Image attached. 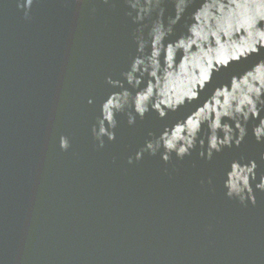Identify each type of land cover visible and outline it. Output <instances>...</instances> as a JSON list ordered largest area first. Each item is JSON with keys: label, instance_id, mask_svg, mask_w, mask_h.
Segmentation results:
<instances>
[{"label": "water", "instance_id": "1", "mask_svg": "<svg viewBox=\"0 0 264 264\" xmlns=\"http://www.w3.org/2000/svg\"><path fill=\"white\" fill-rule=\"evenodd\" d=\"M25 11L26 0H0V264H264V4L32 0ZM158 31L183 46L170 61L161 48L156 76L120 91L116 128L101 125L100 103L120 90L106 78L123 81ZM149 87L142 104L167 115L129 125ZM197 122L205 147L237 125L245 136L211 160L198 144L177 157Z\"/></svg>", "mask_w": 264, "mask_h": 264}, {"label": "clouds", "instance_id": "2", "mask_svg": "<svg viewBox=\"0 0 264 264\" xmlns=\"http://www.w3.org/2000/svg\"><path fill=\"white\" fill-rule=\"evenodd\" d=\"M261 4H264V0H260ZM32 4V0H26V11L25 15H27V9L30 7ZM196 19H199V13L194 14ZM199 35V33H197ZM215 35V33H213ZM164 38V32L163 31H158L157 34L153 37L152 45H151V50L149 52L145 51V45L141 42L137 44V53H143V55H136L132 58L131 63L129 65V68L126 72L123 73L124 80H113L111 77H107V82L113 86L119 87V91H112L110 92L107 97L100 103L99 106V112L100 115L98 117V122L103 125L105 121H107L111 128L114 130L117 126V120L115 119V111L114 109L118 108L119 105L115 102L120 91L121 90H126V87L124 86L125 84L129 86H138L142 80L141 77L147 73L152 77H155L157 74V69L159 68V59L158 57L161 54V48L164 49L165 54L167 59L170 61L174 52L175 48L181 47L184 44L183 39L177 40L175 42H169L165 44L163 42ZM204 39H207V36L205 35L203 37ZM227 64V61L224 62ZM169 67H171V64L169 63ZM205 81L210 79V76H205L204 77ZM135 81V83H134ZM152 89L149 87L146 89L144 93H137V100L134 102V108L132 111L129 113L128 116V121L127 123L129 125H134L136 123V117L143 118L146 113L149 111H155L156 109L150 108L147 105L142 104L143 101H146L149 96L151 95ZM125 94L126 91H125ZM196 96V93L193 92L189 99H194ZM183 98L178 101V105L182 104ZM88 103L92 104L93 100L91 98L88 99ZM172 110H175L177 105H172L170 106ZM157 115L161 118L165 117L167 115L166 110H160L156 112ZM220 113H217V119H216V124L215 127L219 128L220 127V122H219V117ZM223 115H227V113H223ZM261 124H264V121H261ZM237 128H239V135L236 136L235 134L232 137H226L223 140L217 141L215 138H213L211 145L209 146L206 144L205 147V141L201 138L197 137V132L199 130V123L197 122L196 124L192 125L191 128V136L193 137L192 140L189 141L187 147H180L179 150L176 152V156L179 158H183L186 155L190 154V151L194 149L197 144L200 146V151L198 152V155L203 157L206 160H211L213 157L214 152H220L223 148H232L236 147L239 148L241 145V142L244 139L245 136V130L243 128H240L239 125H237ZM92 134L93 136L99 141V144L101 147L104 145V141L100 133H104V127L100 128V133H97L96 131V125H93L92 129ZM108 140H115L116 135L115 131H113L111 134H107ZM148 137H154V134L152 132H148ZM254 135L256 136L257 141L260 144H264V140L261 139V129L260 127H257L254 129ZM164 136H167V133H163L160 139H163ZM160 139H156V147H153V143L151 140H146L145 141V148H141L139 151L135 153V159L140 160L142 158V155L144 154L145 151H147L151 155H155L157 150L161 148V142ZM167 148L172 149L174 148V145L171 141H165ZM59 147L61 149H67L69 147V141L67 137L60 135L59 137ZM150 150V151H149ZM160 159L168 162L170 159L171 154H165L164 152L159 153ZM261 159H264V152H261ZM129 163H132L133 157L129 156L128 158ZM256 167L255 161L252 162V168ZM251 171V169H250ZM225 195L229 198L233 197V194L231 191H226ZM244 201V198H241V202ZM252 203H255V199H251Z\"/></svg>", "mask_w": 264, "mask_h": 264}]
</instances>
